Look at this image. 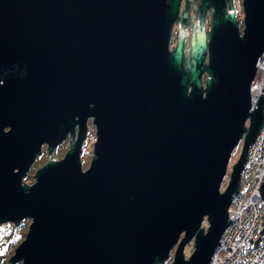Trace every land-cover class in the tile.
I'll return each instance as SVG.
<instances>
[{"label":"water","instance_id":"1","mask_svg":"<svg viewBox=\"0 0 264 264\" xmlns=\"http://www.w3.org/2000/svg\"><path fill=\"white\" fill-rule=\"evenodd\" d=\"M182 2L0 0V226L32 222L8 264H166L176 248L172 264L214 260L264 130V95L256 110L251 95L264 0H243L244 27L234 0ZM69 137L66 157L24 183Z\"/></svg>","mask_w":264,"mask_h":264},{"label":"built area","instance_id":"2","mask_svg":"<svg viewBox=\"0 0 264 264\" xmlns=\"http://www.w3.org/2000/svg\"><path fill=\"white\" fill-rule=\"evenodd\" d=\"M258 66L251 90L254 110L264 95V55ZM250 151L241 175L240 194L230 208L231 226L211 264H264V199L259 191L264 184V130Z\"/></svg>","mask_w":264,"mask_h":264},{"label":"rangeland","instance_id":"3","mask_svg":"<svg viewBox=\"0 0 264 264\" xmlns=\"http://www.w3.org/2000/svg\"><path fill=\"white\" fill-rule=\"evenodd\" d=\"M238 2L240 4L239 9H238V15L243 20V17H245V14H243V4H242L241 0H239ZM88 127H89V129H88V133H87V137H86L87 139L83 143L84 149L82 150V157H81V159L83 160L82 161L83 169L85 171H87L90 168L92 161L95 159L94 158V150H95L94 146H95V142L97 140V137H96V128L97 127L94 126L93 120L89 121ZM72 139L73 138L69 137L68 140H65L64 143H62L57 149H55L56 151L53 153V155L49 154V150L45 146L43 148L42 155L36 159L37 162H35L34 166L31 168L30 174L27 177H25L24 183H27L28 186H32V185L36 184L34 176L36 175V173L39 172L40 169H42L46 165V163H48L52 160L57 161V162L62 161L66 157V155L69 153V151H71V147H72L73 142L75 143V141L77 140V138H75L74 140H72ZM244 142L245 141L240 143V145L236 148V150H234L235 152L232 156L231 164H229V171H228L229 174L225 177V180L223 183L224 186H222V193H224L226 191L227 186L230 184L229 181H230V176L232 175V169L235 166V164L238 163L237 161L239 160L240 155L243 152L242 149H243V143ZM11 225L12 224H6L3 226H0V228L3 229V230H0V238L5 237V235H3L1 232L6 231L7 226L9 227ZM22 225H26V226L23 228L21 234L26 233V235H27L29 227L32 225L31 220L27 219L26 221H24L21 224V226ZM204 227L208 228L207 222L205 223ZM16 228H18V226H16ZM21 234H19V235H21ZM25 238L26 237H24L22 239L20 244L25 240ZM20 244L18 245V247H20ZM17 248L14 249L11 257H13L15 255V251ZM186 248L187 249H186L185 253H186V258L188 259L192 255L193 251L195 250L194 242H192V244L187 246ZM176 250H177V248L174 251H172L171 259L169 262H166V264H172V262H173L172 258H173V255H174ZM11 257L8 256L6 264H8ZM2 262L5 263L6 262L5 259H3V261L0 260V264Z\"/></svg>","mask_w":264,"mask_h":264},{"label":"flooded vegetation","instance_id":"4","mask_svg":"<svg viewBox=\"0 0 264 264\" xmlns=\"http://www.w3.org/2000/svg\"><path fill=\"white\" fill-rule=\"evenodd\" d=\"M239 0H234V4H235V15L238 16V9H239ZM242 1V4H243V0ZM244 6V4H243ZM186 7H188V0H183L182 2V9H185ZM189 8V7H188ZM190 12V14H196L197 11L195 10V7L191 8L188 10ZM209 13L210 14H207V18L205 19L206 20V25H207V29H208V36H209V32L210 30L212 29V21H213V14H214V9L213 7L209 8ZM244 14V12H243ZM244 24V17H243V20H242V25ZM244 27V25H243ZM243 27H242V30H243ZM188 31H189V42L187 43V46L185 47L186 51H185V54H190V50L193 49L192 48V42L194 40L193 38V31L195 30V27L193 25V22H189L188 23ZM183 28H182V22L181 20L177 21V23H175L174 25V30L172 31V34H171V44H170V48L172 49V52H175L176 50V45L178 43L179 40H181V35H182V31ZM210 39V37H208V40ZM207 40V41H208ZM209 57V49H208V54H207V58ZM208 64V63H207ZM204 79H205V82H204V87L206 86V82L208 81V74L207 72L204 73ZM75 138H73L72 140H74Z\"/></svg>","mask_w":264,"mask_h":264},{"label":"trees","instance_id":"5","mask_svg":"<svg viewBox=\"0 0 264 264\" xmlns=\"http://www.w3.org/2000/svg\"><path fill=\"white\" fill-rule=\"evenodd\" d=\"M25 226L26 225H22L21 227L16 228L15 225H11L9 227L7 226L6 231L1 232L5 237L0 238V260L3 261V259H5L6 261L1 264L7 263L8 256L11 257L14 249L18 247L24 237H27L26 233L21 234ZM0 230L3 229L0 228Z\"/></svg>","mask_w":264,"mask_h":264}]
</instances>
